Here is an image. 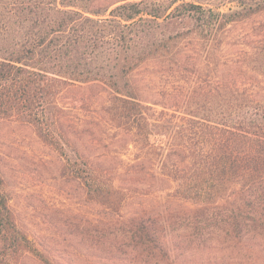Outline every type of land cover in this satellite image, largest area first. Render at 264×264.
Wrapping results in <instances>:
<instances>
[{"label": "trees", "instance_id": "16d2710c", "mask_svg": "<svg viewBox=\"0 0 264 264\" xmlns=\"http://www.w3.org/2000/svg\"><path fill=\"white\" fill-rule=\"evenodd\" d=\"M263 12L264 0H0V122L33 125L62 158L60 175L127 220L135 188L92 163L61 123L62 92L100 82L112 93L110 120L132 134L139 157L159 158L172 183L167 201L185 206L176 236L130 217L152 257H52L20 226L0 169V264L27 254L40 264H264L255 257L264 252V193L253 196L264 185V94L219 83L192 91L184 111H158L132 81L148 61H176L184 40L219 45L228 28ZM254 54L249 66L264 76V48Z\"/></svg>", "mask_w": 264, "mask_h": 264}, {"label": "rangeland", "instance_id": "374dc122", "mask_svg": "<svg viewBox=\"0 0 264 264\" xmlns=\"http://www.w3.org/2000/svg\"><path fill=\"white\" fill-rule=\"evenodd\" d=\"M261 48L264 12L228 28L219 45L204 48L195 38L184 40L176 61H148L132 74V81L141 98L158 111H184L192 91L213 93L219 83L234 82L261 95L264 76L249 66ZM111 95L100 82L69 86L59 98L65 108L61 123L92 163L104 167L118 185L135 188L123 208L127 220L88 201L78 180L60 175L62 158L33 125L16 118L0 122V169L12 207L20 226L52 257H152L133 233L130 217L156 222L152 227L158 233L172 229L168 235L176 236L182 231L185 206L167 201L172 183L161 175L159 158L139 157L132 134L110 120L105 106ZM261 192L264 185L253 196ZM255 257H264V252ZM20 264L40 263L27 254Z\"/></svg>", "mask_w": 264, "mask_h": 264}]
</instances>
